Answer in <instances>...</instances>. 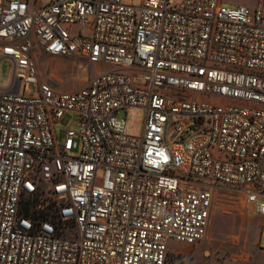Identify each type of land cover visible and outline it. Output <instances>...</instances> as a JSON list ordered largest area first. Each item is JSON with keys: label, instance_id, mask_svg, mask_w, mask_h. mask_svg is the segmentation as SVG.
<instances>
[{"label": "built area", "instance_id": "built-area-1", "mask_svg": "<svg viewBox=\"0 0 264 264\" xmlns=\"http://www.w3.org/2000/svg\"><path fill=\"white\" fill-rule=\"evenodd\" d=\"M225 4L0 0V264H167L205 238L217 189L264 217V0ZM37 53L112 69L62 91ZM35 195L50 206L26 216Z\"/></svg>", "mask_w": 264, "mask_h": 264}, {"label": "rangeland", "instance_id": "rangeland-1", "mask_svg": "<svg viewBox=\"0 0 264 264\" xmlns=\"http://www.w3.org/2000/svg\"><path fill=\"white\" fill-rule=\"evenodd\" d=\"M225 2V5L241 4L249 7L253 5V0H225ZM35 62L40 79L47 80L50 75L53 76L58 81L57 87L62 91L80 89L87 78L109 68L112 69L106 65H92L86 73L82 64L74 59L40 53L36 54ZM12 71L13 66L10 61L0 62V86L6 87L10 83ZM35 93L36 87L30 85L26 94ZM120 116L126 118L128 134L141 133L144 122L143 109L132 108L122 112ZM64 129L77 131V118L73 114H66L57 124L59 141L65 138ZM73 143V152L76 153L80 148V138L75 136ZM29 200L32 206L41 204L46 209L50 206L48 198L43 195H35ZM259 201L264 202V197L259 198ZM23 206L24 202L22 208ZM260 250H264V217L255 213L253 205L248 204L240 194L217 189L205 238L194 245L170 242L167 264H235L232 260L237 256H253Z\"/></svg>", "mask_w": 264, "mask_h": 264}, {"label": "crops", "instance_id": "crops-1", "mask_svg": "<svg viewBox=\"0 0 264 264\" xmlns=\"http://www.w3.org/2000/svg\"><path fill=\"white\" fill-rule=\"evenodd\" d=\"M110 70V68L108 69ZM235 264H264V250H260L253 256L240 255L232 260Z\"/></svg>", "mask_w": 264, "mask_h": 264}, {"label": "trees", "instance_id": "trees-1", "mask_svg": "<svg viewBox=\"0 0 264 264\" xmlns=\"http://www.w3.org/2000/svg\"><path fill=\"white\" fill-rule=\"evenodd\" d=\"M24 215H28L30 213V200L27 199L24 201V206L22 208ZM33 216L36 218L43 217L42 215H36V212H33Z\"/></svg>", "mask_w": 264, "mask_h": 264}]
</instances>
